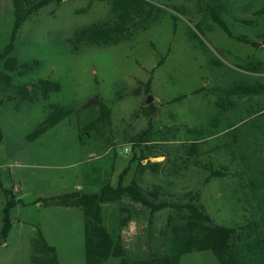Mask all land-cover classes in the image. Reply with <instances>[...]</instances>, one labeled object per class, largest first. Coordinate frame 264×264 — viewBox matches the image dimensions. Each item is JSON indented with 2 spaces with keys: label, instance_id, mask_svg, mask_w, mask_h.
I'll use <instances>...</instances> for the list:
<instances>
[{
  "label": "rangeland",
  "instance_id": "374dc122",
  "mask_svg": "<svg viewBox=\"0 0 264 264\" xmlns=\"http://www.w3.org/2000/svg\"><path fill=\"white\" fill-rule=\"evenodd\" d=\"M145 1L160 8L153 18H134L116 44L78 52L69 39L109 20L110 0L52 2L22 23L10 54L17 67L6 71L0 60V179L20 201L10 212L8 237L0 238V264H32L37 230L55 248L58 264H85L82 211L44 199L132 180L176 206L150 212L127 196L102 205L103 224L121 236L129 260L171 253L172 227L186 219L177 204L199 192L213 222L235 229L232 264H264V90L235 93L264 86V17L255 14L264 0ZM209 7L235 35L259 45L228 38ZM14 20V0H0V53ZM41 80L59 90L45 98ZM96 96L107 105L109 122L99 121L96 107L83 108ZM51 106L69 113L27 140ZM211 170L221 175L208 177ZM5 200L0 186V229ZM179 264L219 263L211 252L193 249Z\"/></svg>",
  "mask_w": 264,
  "mask_h": 264
},
{
  "label": "trees",
  "instance_id": "16d2710c",
  "mask_svg": "<svg viewBox=\"0 0 264 264\" xmlns=\"http://www.w3.org/2000/svg\"><path fill=\"white\" fill-rule=\"evenodd\" d=\"M62 1L14 0L15 20L12 34L3 52L0 53V60L4 62L3 67L6 71H12L17 67L16 59L10 57V54L13 51L22 23L31 14L48 4L52 2L59 4ZM110 5L111 18L109 20L94 23L89 27L76 30L73 33L69 41L73 46L74 52L80 51L83 46L116 44L134 18H141L143 20L151 19L156 12L160 11V8L145 0H110ZM82 11H85V9ZM208 12L211 21L228 38L244 44L259 45V42L252 41L246 36L235 35L226 21L213 7H209ZM255 14L264 17V6L257 10ZM172 19L175 21L174 16H172ZM245 23L248 27H253L251 26L253 21H247ZM262 44H264V40H262ZM163 61L164 56L159 59L157 66L162 65ZM3 79L8 81L9 77L4 75ZM39 84L42 95L45 98L49 92L59 90V85L54 82L41 80ZM261 90H264V86H246L236 90L235 93L250 95L258 94ZM22 96L24 99L29 98L26 89H24ZM181 97L183 98L185 95L179 96L177 99H181ZM93 107L98 109L99 121L109 122L110 111L105 102L98 96L90 99L83 106V108ZM68 113L62 107L51 106L49 115L27 136V140H33L39 137L49 128L55 126ZM79 139H81V136H79ZM218 175H221L220 172L211 170L208 177ZM121 177L122 174H120ZM0 186L6 198L2 208V226L0 229V238L5 240L12 228L10 212L20 201L15 200L11 191L2 187L1 179ZM148 195L153 199L151 200ZM124 196L129 197L133 202L147 207L150 212L176 206L172 202H160L155 194H147L135 180H132L126 186L120 181L115 187L106 183L102 185L98 192L92 194L75 191L44 200L47 205L75 207L82 211L85 236V264H108L111 259L118 260L117 264H179L180 258L193 249L199 252H211L219 264H232L227 255L235 229L213 222L200 202L199 192L190 193L183 202L177 204L178 208L185 211L186 219L182 225L172 227L174 249L171 253H152L143 260H129L125 256L121 236H113L103 224L102 219V205L119 201ZM127 221V218H123L120 222V227H125ZM31 248L32 264H58L55 248L48 245L40 230H37L35 237L31 240ZM46 254H50V256H45Z\"/></svg>",
  "mask_w": 264,
  "mask_h": 264
},
{
  "label": "built area",
  "instance_id": "2783aa9c",
  "mask_svg": "<svg viewBox=\"0 0 264 264\" xmlns=\"http://www.w3.org/2000/svg\"><path fill=\"white\" fill-rule=\"evenodd\" d=\"M123 152H124L125 154H127V153L129 152V148L124 147V148H123Z\"/></svg>",
  "mask_w": 264,
  "mask_h": 264
},
{
  "label": "water",
  "instance_id": "95a60500",
  "mask_svg": "<svg viewBox=\"0 0 264 264\" xmlns=\"http://www.w3.org/2000/svg\"><path fill=\"white\" fill-rule=\"evenodd\" d=\"M151 101V98L149 97V98H147V103H149Z\"/></svg>",
  "mask_w": 264,
  "mask_h": 264
}]
</instances>
